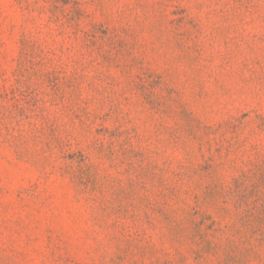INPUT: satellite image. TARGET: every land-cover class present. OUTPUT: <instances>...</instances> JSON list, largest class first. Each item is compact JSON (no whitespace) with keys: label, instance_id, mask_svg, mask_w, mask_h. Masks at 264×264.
<instances>
[{"label":"rangeland","instance_id":"374dc122","mask_svg":"<svg viewBox=\"0 0 264 264\" xmlns=\"http://www.w3.org/2000/svg\"><path fill=\"white\" fill-rule=\"evenodd\" d=\"M0 264H264V0H0Z\"/></svg>","mask_w":264,"mask_h":264}]
</instances>
